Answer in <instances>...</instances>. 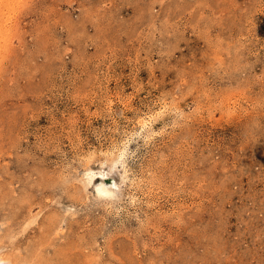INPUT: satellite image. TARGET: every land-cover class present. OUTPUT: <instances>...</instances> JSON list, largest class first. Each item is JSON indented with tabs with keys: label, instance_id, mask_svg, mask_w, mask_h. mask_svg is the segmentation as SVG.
Here are the masks:
<instances>
[{
	"label": "rangeland",
	"instance_id": "rangeland-1",
	"mask_svg": "<svg viewBox=\"0 0 264 264\" xmlns=\"http://www.w3.org/2000/svg\"><path fill=\"white\" fill-rule=\"evenodd\" d=\"M0 264H264V0H0Z\"/></svg>",
	"mask_w": 264,
	"mask_h": 264
},
{
	"label": "bare ground",
	"instance_id": "bare-ground-1",
	"mask_svg": "<svg viewBox=\"0 0 264 264\" xmlns=\"http://www.w3.org/2000/svg\"><path fill=\"white\" fill-rule=\"evenodd\" d=\"M114 163V162H113ZM114 165V164H113ZM109 170V169H108ZM105 170V171H108ZM98 171V170H97ZM101 171V170H100ZM98 173L104 178L105 173L104 172H99ZM95 175V172L93 170H89L87 172V183L89 184L93 178V176ZM108 175V174H106ZM96 176V175H95ZM99 176V175H98ZM120 176V175H119ZM110 178V176H109ZM113 178V177H112ZM115 179V178H114ZM118 179V178H116ZM103 180V179H102ZM105 180V179H104ZM112 180V179H111ZM92 186V185H91ZM118 184L117 182L114 180L112 184H107L104 181L99 182L98 184L94 185V189H95V193L98 197H104V198H112L115 196L116 194V188H117ZM121 187V186H120ZM121 190V189H120Z\"/></svg>",
	"mask_w": 264,
	"mask_h": 264
}]
</instances>
